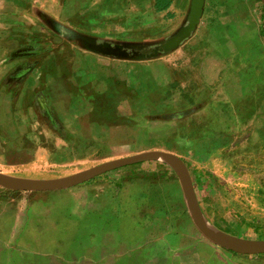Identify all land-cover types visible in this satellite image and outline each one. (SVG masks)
<instances>
[{
  "label": "rangeland",
  "instance_id": "obj_1",
  "mask_svg": "<svg viewBox=\"0 0 264 264\" xmlns=\"http://www.w3.org/2000/svg\"><path fill=\"white\" fill-rule=\"evenodd\" d=\"M220 1L229 3L230 10L237 2ZM125 2L123 7L118 6L117 17L111 24L86 20L68 25L109 40L146 42L168 36L183 19L154 14L150 9L151 0ZM138 2L140 9H135L134 4ZM241 8L249 15L246 20L250 25V31L244 36V83L241 84L240 79L230 82L222 92L213 94L212 109L180 122L163 123L155 119L171 112L156 108L157 103L147 95L139 80L143 75L148 77L141 66L152 68L156 77V61H112L89 54L78 58L65 42L51 37L40 39L43 52L68 49L63 62L71 65L84 61L86 100L94 91V107L88 105L90 111L83 122L85 146L79 148L68 124H59L60 127L52 130L41 120L35 126L34 135L13 136L10 146L15 144L17 150H8L5 157L15 160L21 156L18 163L22 164L5 166L0 161V177L53 182L115 159L163 152L188 164L196 176L197 182L191 186L205 221L214 223L215 229L225 235L264 241V8L260 0H242ZM59 54L58 62L61 61ZM188 90L185 89L186 95L181 97L186 102ZM221 96L226 100L223 104ZM184 103L182 111L189 109V106L183 109ZM216 104H220L219 108ZM150 116L152 119L148 118ZM91 124L101 133L98 139L94 140L88 133ZM154 170L158 167L148 164L132 171L117 169L64 191L14 192L0 188V239H6L11 245L9 249L0 246V264H94L84 261L92 258L93 247L88 245L83 252H78L75 244L66 240L75 226L67 225L68 221L58 215L63 208L73 207V216L78 217L77 210L84 206V195H79L78 199L77 190L94 182L105 184L111 179L116 195L122 192L124 198L128 197L127 208H142L150 213L149 209L162 204L165 209L175 208L177 202L183 205V199L174 197L181 186L176 173L164 172L161 168L158 173ZM13 206H20L21 213L7 232L2 231L3 225L11 222ZM51 206L56 210L45 218L42 210ZM96 264H114V261L106 254L102 262Z\"/></svg>",
  "mask_w": 264,
  "mask_h": 264
},
{
  "label": "crops",
  "instance_id": "obj_2",
  "mask_svg": "<svg viewBox=\"0 0 264 264\" xmlns=\"http://www.w3.org/2000/svg\"><path fill=\"white\" fill-rule=\"evenodd\" d=\"M191 2L192 0H171L168 9L156 12L155 0H151V12L169 19L181 16L183 19L180 26L159 40L124 42L105 39L99 34H87L68 24L86 20L111 24L117 17L118 6L123 7L125 0H0V161L5 166L22 164L18 163L21 156H17L15 160L5 157L8 150H17L15 144L10 146L12 138L21 133L34 135L35 126L41 120L52 130L59 124H68L79 148L84 149L86 130L83 122L86 113L90 111L88 105L94 107V91L86 100L84 61L71 65L63 62L71 47L70 51L78 58L89 54L112 61H156V77L152 68L141 66L148 77L143 75L145 78L142 76L139 80L147 95H151V100L157 103L156 108H166L171 112L155 117L163 123L180 122L200 112L209 111L215 102V92H222L234 80L238 82L240 79L243 84L244 36L250 31V25L246 20L249 15H245L241 8L242 0H237L231 10L226 1L203 0L201 16L189 37L172 51L158 53L151 59L111 58L89 50L83 42L87 38L97 45L108 43L113 46L150 45L164 41L186 23ZM139 4L140 2L134 4V8L140 9ZM46 37L65 42L68 49L66 52H43L41 40ZM127 52L131 53L130 50ZM58 54L61 56L59 62ZM180 60L182 62L178 63ZM74 75L76 78H73ZM187 88L188 102L181 98L182 94L186 95ZM223 101L226 102L221 96V103ZM182 102H185L183 109H187V106L189 109L182 111ZM219 106L220 104H216L215 107ZM223 110L224 107L221 111ZM148 118L152 119V116ZM88 129L94 140L95 137H101L95 124H91ZM95 143L98 144V141ZM28 159L27 155L26 160ZM156 163L163 162L148 160L118 170L132 171L144 164L156 166ZM165 165L161 171L174 173L169 165ZM183 165L191 183H194L195 175L189 165ZM159 169L160 167L154 171L158 173ZM105 182H94L77 190L78 199L79 195H84V206L77 210L80 212H77L78 217L74 218L73 207L63 208L58 215L61 220L68 221L67 225L75 226L66 240L72 241L78 252H83L88 245L93 247L92 258L84 259L85 262L101 263L102 256L108 254L114 264H264V254H236L204 238L194 223L181 186L174 197L177 200L183 199V205L177 202L175 208L165 209L162 204L146 213L142 208H127L128 197L124 198L122 192L116 195L112 179ZM85 199H88L87 202ZM10 209L12 223L6 222L2 231L7 232L15 217H19L21 213L20 206ZM53 210H56L53 206L44 208L42 215L47 218ZM206 223L215 229L214 223ZM0 246L9 249L11 245L1 238Z\"/></svg>",
  "mask_w": 264,
  "mask_h": 264
},
{
  "label": "water",
  "instance_id": "obj_3",
  "mask_svg": "<svg viewBox=\"0 0 264 264\" xmlns=\"http://www.w3.org/2000/svg\"><path fill=\"white\" fill-rule=\"evenodd\" d=\"M260 2L264 8V0H260ZM202 7H203V0H192L186 23L172 37L158 43H154L150 45L122 44V45L111 46L108 43H102L100 45H97L93 40L87 38L83 39V42L86 48L99 55L108 56L111 58L126 59V60L151 59L156 57L158 53H168L172 51L173 49L177 48L182 41H184L189 37L190 33L195 29L198 23V20L202 13ZM128 50L131 51L130 54L127 52ZM148 160L163 162L169 165L174 170L180 181L181 188L183 190V193L185 195L186 201L189 206V210L194 218V223L204 238L209 240L214 245L227 249L236 254H240V255L264 254V241L254 242V241H246V240L238 239L243 242H247L250 243L251 245L253 244L256 246V247L252 246V247H243V248L235 245L224 244L220 242L205 225L202 224L201 219L203 221L205 220L202 217V214L197 207L195 195L191 186V181L189 179V176L187 174V171L183 163L180 162L174 156L163 152H154V151L144 152L125 158L115 159L100 164L98 166L92 167L90 169H87L71 177L53 182L23 181V180H13L6 177H0V188L14 192L64 191L73 188L75 186L81 185L83 183H86L92 180L93 178L101 176L108 172ZM5 179H9L10 182H5L6 181ZM228 237L234 238L231 236Z\"/></svg>",
  "mask_w": 264,
  "mask_h": 264
},
{
  "label": "bare ground",
  "instance_id": "obj_4",
  "mask_svg": "<svg viewBox=\"0 0 264 264\" xmlns=\"http://www.w3.org/2000/svg\"><path fill=\"white\" fill-rule=\"evenodd\" d=\"M179 166V165H178ZM180 168V167H179ZM185 179H186V177H185ZM6 180V181H5ZM4 181L5 182H10L9 181V179H5ZM201 222H202V224L203 225H205L213 234H214V236L220 241V242H222V243H224V244H230V245H235V246H239V247H241V248H243V247H252V246H254V247H256L255 245H251L250 243H247V242H243V241H241V240H237V239H235V238H230V237H228V236H225V235H223V234H219V232L217 233L216 232V230H214L213 228H211L205 221H203L202 219H201ZM223 235V236H222ZM225 236V237H224Z\"/></svg>",
  "mask_w": 264,
  "mask_h": 264
},
{
  "label": "trees",
  "instance_id": "obj_5",
  "mask_svg": "<svg viewBox=\"0 0 264 264\" xmlns=\"http://www.w3.org/2000/svg\"><path fill=\"white\" fill-rule=\"evenodd\" d=\"M170 4H171V0H155L154 9L156 12H162V11L168 9ZM156 166L163 169V168H165L166 165L163 163H156ZM194 182L195 183L197 182L196 176L194 177Z\"/></svg>",
  "mask_w": 264,
  "mask_h": 264
}]
</instances>
